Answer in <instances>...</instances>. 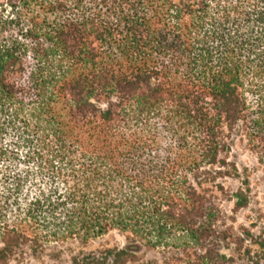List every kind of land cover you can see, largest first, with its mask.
<instances>
[{
    "label": "trees",
    "instance_id": "obj_1",
    "mask_svg": "<svg viewBox=\"0 0 264 264\" xmlns=\"http://www.w3.org/2000/svg\"><path fill=\"white\" fill-rule=\"evenodd\" d=\"M236 139L264 168V0H0V264H264Z\"/></svg>",
    "mask_w": 264,
    "mask_h": 264
},
{
    "label": "rangeland",
    "instance_id": "obj_2",
    "mask_svg": "<svg viewBox=\"0 0 264 264\" xmlns=\"http://www.w3.org/2000/svg\"><path fill=\"white\" fill-rule=\"evenodd\" d=\"M229 160L235 164L240 174V179L226 178L220 181L225 193L219 195L220 207L227 219L228 225L236 227H244L249 229L256 237L264 238V168L259 166L255 158L245 148L244 143L238 139L232 147ZM244 177L248 178L249 184V204L241 210H234L232 194L239 188L243 187ZM120 244L123 245L122 238L110 233L99 239L91 241L84 249L85 252L96 251L100 246ZM73 251H76L77 246L70 245ZM24 255L16 257L9 264H70L69 253L65 251L60 259L53 260L49 255L43 254L38 257H32L31 253L24 250ZM153 255L148 254L146 258H151Z\"/></svg>",
    "mask_w": 264,
    "mask_h": 264
}]
</instances>
